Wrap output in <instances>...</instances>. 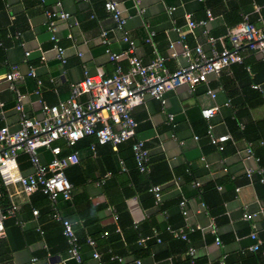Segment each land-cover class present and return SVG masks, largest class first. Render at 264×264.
Wrapping results in <instances>:
<instances>
[{
  "label": "crops",
  "instance_id": "obj_1",
  "mask_svg": "<svg viewBox=\"0 0 264 264\" xmlns=\"http://www.w3.org/2000/svg\"><path fill=\"white\" fill-rule=\"evenodd\" d=\"M115 1L120 4L123 15L127 18L126 28L130 38L136 42L134 52L144 63L153 57L152 47L144 42L146 26L157 32L158 35L154 36L156 49L166 58L170 69H174L177 62L185 63V59L180 55L177 59L170 57L169 41L177 42L179 34L174 29H166L172 21V16L170 17L165 9L167 5L176 6L177 10L174 12L176 21L184 32L183 42L190 47L200 44L207 49L204 30L209 33L217 29L216 16L204 27H196L193 31L186 27V13H190L194 18L202 17L199 16V8L196 6V1L201 0H140V6L144 9L141 14L137 13L132 0ZM228 1L230 0H223L225 6H221L219 10L229 9ZM255 1L257 2L251 6L250 13H247L249 21L257 27H264V0ZM4 4L5 11L0 13V23L5 27H16L23 32L16 31L21 34L23 46L18 44L19 49L11 48L8 57L16 62L22 74L16 84L26 95L23 105L30 114L38 113L39 107L32 94L34 79L26 75L27 64L35 65L38 76L44 81L43 99L48 103H55L68 97V84L82 79L84 68L90 74L98 67H101L106 75L112 73L114 65L107 59L104 46L98 39L102 29L108 31L111 50L121 52L127 48L121 39V31L115 28L114 21L103 8V0H63V8L78 21V25L71 23L72 18L58 22L57 35L65 47L67 59L63 72L51 50L52 43L46 28L45 10L55 8V0H47L44 5L38 0H0V8ZM255 6L259 8L256 9ZM162 33L166 36L165 39ZM68 34H71L72 38H68ZM14 38L18 40L15 35ZM217 47L219 48L218 44ZM175 49L180 52L181 43L175 44ZM26 50H30L32 55L25 59ZM40 51H45L46 59L43 63L39 62ZM241 54L246 64L245 71L251 77L256 76L258 84L264 88V71L260 56L245 48L241 50ZM241 64H232L219 75H210L208 83L209 87L215 90V98L206 93L205 85H200L194 92H190L186 86L167 91L166 107L174 115V125L168 123L159 102L149 96L132 110V115L138 122L137 137L146 140L150 151L155 170L152 176L157 180L165 175L166 169L158 157L160 154L164 156L172 176L170 180L161 182L162 195L159 203L145 195L143 187L148 181L149 172L139 173L133 179L127 171L121 170L120 159L127 158L123 160L126 162L125 166L127 162L133 164L124 145L117 150L110 145H98L95 154L90 149L94 140L88 146L83 142L76 148L79 152V169L68 172L70 182L76 184L73 186L71 198H59L57 208L61 216L70 220L74 231L99 238L95 247L105 260L99 263L91 256L89 249L83 254L86 264H116L106 260L109 243L117 254L125 257L127 264H136V259H140L141 264H167L169 257L173 264H188L186 242L173 236L170 238L162 231L167 219L171 225L184 222L194 228L195 231L188 236L189 243L196 249L198 264H221V260H224V264H264V250L256 257H253L254 252H242L243 247L252 243L249 237L251 222L244 220L242 213L245 210L253 212L259 207H264V184L255 181L257 176L254 174L257 173H253L251 183L247 182L245 169L250 167L256 170L259 165L252 158L244 159V148L248 142L242 131L247 138H253L255 141L256 137L264 135V102L251 105L243 100V89H248L249 85L247 73L238 67ZM122 65L126 67L125 60H122ZM4 74L0 73V101L5 104L1 110L0 124L14 130L17 128V114L13 108L14 94L9 89V82L4 79ZM49 77L54 78L53 83L48 82ZM210 106L218 107L210 119L213 133H234L231 134L232 140L225 143L222 151L211 145L206 136L207 122L201 114V109ZM235 116L241 121L240 129L234 123ZM39 156L44 162L51 158L49 151L43 148L39 149ZM20 166L24 173L32 171L27 160L20 162ZM106 174L108 176L104 183L97 184L99 178ZM195 180L200 183L198 187L193 185ZM217 185L222 188L213 190ZM236 186H240L238 193L235 192ZM201 187L205 191L206 208H202L201 203L204 201L201 195H198L197 188ZM132 189L135 193L126 196ZM34 196L31 195L29 199L22 195L13 197L18 209L14 217L5 221V235L0 237V264H30L31 257L44 249L46 238L58 252V256H54L57 259L56 264H63L59 261V257H63L64 253V245L60 243L58 235L59 222L51 217L49 202L41 205L40 199H34ZM178 197L186 199V216L179 212L180 208L176 204ZM117 203L124 204L131 221L144 226L142 230L145 233L149 232V226L156 227L161 242L148 238L144 243H136L132 240L134 227L126 230L128 241L119 234L108 238L100 237L98 231L112 230L118 225L113 215L114 205ZM33 208L39 211L37 217L32 215ZM211 224L216 226V234L212 233ZM255 224L258 236L264 243V213L258 215ZM37 228L44 230V235L40 234ZM215 235L220 237L222 244L217 245L214 242ZM44 263L41 259L36 262Z\"/></svg>",
  "mask_w": 264,
  "mask_h": 264
},
{
  "label": "built area",
  "instance_id": "obj_2",
  "mask_svg": "<svg viewBox=\"0 0 264 264\" xmlns=\"http://www.w3.org/2000/svg\"><path fill=\"white\" fill-rule=\"evenodd\" d=\"M38 1L44 5L47 0ZM132 1L137 13L141 14L144 9L140 6V0ZM103 8L111 16L115 28L121 31V39L127 45V48L121 52L111 50L108 31L105 29L100 31L99 43L104 46L107 59L114 65L110 75H106L101 67H98L92 74L84 68L83 78L68 84L69 95L66 99L48 103L42 97L44 81L38 76L37 67L29 63L27 64L26 75L34 79L32 94L35 96V102L39 107L38 113L30 114L23 105L26 95L19 90L16 84V81L22 78L18 65L12 64L10 70L4 74V79L9 82V89L14 94L13 108L17 114V128L11 130L6 125L0 126V237L5 235L6 219L14 217L18 209L13 197L22 195L29 199L35 192H40L46 196L50 204L51 217L62 225V232L69 246L68 258L79 264H82V257L78 236L70 220L61 216L57 208L59 198L68 200L72 195L73 184L65 174L66 168L79 163V152L72 147L87 136L94 137V142L90 144L93 154L96 153L98 145H110L117 150L119 144L130 141L138 171L148 173L150 171L148 166L150 151L146 140L137 137L138 122L132 115V110L141 105L146 96L159 102L160 109L165 113L168 123L172 124L174 115L166 107L165 93L167 91L186 86L190 92H194L200 85H205L206 93L211 98H215V90L210 88L208 83L210 75H219L223 69L232 64L242 63L241 50L243 48L258 54L260 59L264 61V27L255 26L249 21L246 14L243 15V20L240 23L228 28L223 36H211L205 29L207 49H204L200 44L194 47L188 46L183 42L182 27L174 26L172 29L179 34V39L177 42L169 41L170 57L177 59L180 55L185 59L184 64L177 62L174 69L167 66L166 58L157 51L154 41L155 31L146 26L144 42L152 47L153 57L149 62L144 63L134 52L136 42L129 36L126 28L127 18L123 15L120 4L115 0H103ZM255 8L258 9L259 7L255 6ZM165 9L171 17L176 6L167 5ZM45 15L47 18L46 28L52 43L51 50L64 72L67 59L65 47L57 35L58 22L69 20L72 16L63 8V0H55V8L45 10ZM184 17L186 27L190 31L199 26L204 27L215 18L210 9L206 10V18L199 21L193 20L190 13H186ZM72 20V24L78 25L76 19L72 18ZM172 22L174 23L173 19ZM15 37L19 40L20 46H23L21 34L16 32ZM67 37L72 38V35L68 34ZM177 43H181L180 52L175 49ZM31 55L30 50L24 51L25 59L30 58ZM45 59V51H40L39 62L43 63ZM122 60L126 61V67L122 65ZM48 82L53 83L54 78L49 77ZM251 86L264 97V88L260 84L253 83ZM4 107L5 104L0 101V114ZM217 110V106L204 107L201 109V114L207 122L206 136L209 143L222 151L225 148V143L232 140L233 137L229 133L222 135L213 133V124L210 119ZM195 138L197 137L195 136ZM42 148L47 149L51 154V158L47 162L40 159L39 149ZM65 149L72 150L65 153ZM22 153L26 155L32 169L30 173H24L20 166L18 158ZM251 158L258 162V157L254 155L251 143H246L244 159ZM119 163L121 170L127 171L122 159L119 160ZM262 171L260 166L256 170L250 167L246 168L245 174L249 183L252 182L254 172L260 175ZM107 176L108 174L99 178L97 184H103ZM260 182H264V179L260 178ZM193 185L198 187L200 183L195 180ZM216 188L220 190L222 187L217 185ZM239 190L240 186H236L235 192L238 193ZM149 191L153 193L155 203H159L162 185H153ZM4 198L8 203L6 207L2 205ZM178 205L181 213L186 216V199L181 197ZM201 206L206 208L204 202L201 203ZM263 213L264 207H259L253 212L243 211L242 218L251 222L249 237L252 243L243 247L242 252H256L262 244V239L258 236L255 219ZM32 215L36 217L39 215L37 208L32 209ZM113 215L117 220L115 209H113ZM165 229L171 236L185 241H188V232L194 230L187 224L177 228L167 225ZM210 229L213 234H216L214 224L210 225ZM116 230L120 232L118 225ZM37 231L43 234L42 229L37 228ZM107 234V231L103 232V235ZM150 237H155L157 242L161 241L159 232L153 228L152 235L140 237L138 243H144ZM214 242L217 245L222 244V240L217 235H215ZM87 243L93 248L92 257L102 263L101 254L95 247V240L88 236ZM186 253L189 256L188 264H198L196 263V249L193 246H188ZM108 254L110 261L116 264H127L123 255L117 254L111 249L108 250ZM65 261L67 258L62 261L63 264ZM36 262H38V258L32 256L30 264H36ZM134 262L141 264L140 259H136ZM44 264L55 263L51 259H46ZM167 264H173L170 257L167 259ZM221 264H224V260H221Z\"/></svg>",
  "mask_w": 264,
  "mask_h": 264
},
{
  "label": "trees",
  "instance_id": "obj_3",
  "mask_svg": "<svg viewBox=\"0 0 264 264\" xmlns=\"http://www.w3.org/2000/svg\"><path fill=\"white\" fill-rule=\"evenodd\" d=\"M196 2H197L196 6L199 8V13H200L199 16H202V17L194 18L191 15L192 19L196 20V21H199L201 19H205L206 18L205 17L206 16V9L209 8L211 10V12L214 14V16H216V18L218 19V22H216V28L217 29H215V30H213L211 32L209 31V33H210L211 36L219 37V36L225 35L228 28L233 27V26L237 25L238 23H240L243 20V15H246L247 13H250L249 11H251V9H252L251 6L253 5L254 2H257V1H255V0H230V1H228V6L230 8L229 9L224 8L222 10H219V9H220L221 6H225V4L223 3V0H201V1H196ZM4 6H5V4L2 6V8H0V13L1 14L4 13V11H5V7ZM175 12L172 15V19L174 20V23H172V21L171 22L169 21L170 23L166 27V29L167 28L172 29L173 26H181L176 21ZM16 31L22 32L21 30H19L16 27H13V26L5 27L4 25H2L0 23V73L8 72L10 70L11 65L12 64H16V62L10 60L9 57H8V52H9V50L11 48H14V49H19L20 48V46L18 45L19 44V40H16L14 38V35H15ZM156 34H157V32H156ZM162 35H163V38L165 39L166 36L163 33H162ZM36 59H38V58L36 57ZM242 63L243 64L240 63L241 65H238V67L242 71L243 70L245 71L244 67L246 66V64H245V62H242ZM260 64L262 65V68H263V71H264V62L261 61ZM247 77H248V85H249V87H248V89H243V91H244L243 93H244V96H245L243 98V100H246L247 103L251 104V105H254L255 103L264 102V98H263L262 94L258 90L251 88V85L253 83H259L258 78L256 76L255 77H251L248 73H247ZM252 99H253V101H252ZM234 123H236L238 125V129H240L239 125H240L241 121L238 120V116H237V119H236V116L234 117ZM0 126H2V125L0 124ZM244 128H245V125L243 126V129ZM231 134L232 135L234 134L233 131L231 132ZM240 134H241V132H240ZM242 135L245 136V138L247 139L246 141L248 143H251V148H252V150L254 152V155L256 157H258V165L263 170L260 175L254 174V175L257 176L255 181L264 184V182H260V178L264 179V135L262 134V135H259L258 137H256V141L253 138H247V136L245 135V133L243 131H242ZM89 137H91V138H89ZM251 139H253V140H251ZM93 140H94L93 136L84 137L83 139L79 140L75 144V146L72 147V149H76L83 142L85 143V145L88 146ZM261 141L263 142L262 144H261ZM58 143L62 144L61 142H58ZM254 143H255L256 146H254ZM122 145H124L127 148V150L129 151V157L133 161V164H130V163L127 162L126 168H127V172L134 179L141 172H139L137 167H136V164H135V161H134V157H133V154H132V150H131V142L130 141H126L124 143L119 144L118 145L119 149H120V147ZM72 149H65L64 152L65 153L69 152ZM158 157H159L160 161L163 163V168L166 169L165 175L161 179H157V180H156V178L154 176H152V174L155 173V170H154V165L152 164L151 156L149 155L148 166L150 168V171L148 173V181H146L145 186L143 187L144 191H145V195L148 196V199L153 200V201H155L154 200V195H153L152 192L149 191V189L153 185L162 184L161 182L166 181V180H170L172 178V176L169 174V170L167 169L166 162L164 161L165 160L164 156L163 155L161 156V154H160V155H158ZM18 160H19V162H22L24 160H27V157H26V155L24 153H22V154H20ZM123 160L125 161V160H127V158H123ZM76 169H79V166L77 164L69 166L68 168H66L65 174H66V176L68 177L69 180H70V178H69L68 172L76 170ZM254 175H253V177H254ZM84 179L85 178H83V180ZM133 181L135 183V180H133ZM247 182H248V180H247ZM74 184H76V182L73 183V186H74ZM214 189H216L215 186L213 187V190ZM197 190L199 191L198 195H201V199L205 203V200H204V194H205L204 188L203 187L197 188ZM134 193H135V191L132 189L131 191L126 193V196L127 195H132ZM33 195H35L34 199L35 198L40 199V204L41 205L48 203V200L46 199V196L43 195L42 193L35 192ZM180 198L181 197H178V199L176 200V204H177L178 208H179L178 203H179ZM2 205L5 206V207L7 206V200L5 198L2 201ZM114 209H115V211L117 213V221H118V226L120 228V232L117 231L116 227H115L112 230H108L107 231V233H108L107 235H103V232L106 231V230H103V231L100 230V231H98V234H99L100 237L108 238V237H111L112 235H118L119 234V235L125 237V240L128 241V238H127V235H126V230L128 228L131 229L133 227H134V230H132V232H133L134 236H133L132 240L135 241L136 243H138V240H139L140 237H145V236H151L152 235L154 227L153 226L152 227L149 226V228H148L149 232L145 233L144 230H142L144 226L137 225V224H135V223H133L131 221L129 213L127 212L126 208L124 207V204H122V203L118 204L117 203L116 205H114ZM179 212L181 214L180 209H179ZM58 224L60 225V227L58 228V235H59L60 243L62 245H64V248H63L64 253L61 252V253H63V255H62L63 257H59V261L61 262L64 259L67 258V261H65V264H79L76 261H74L73 259H69L68 258L69 257L68 256V248H69V246H68V243H67V239L63 235V232H62L63 229H62L61 223L59 222ZM167 225H170L171 227L177 228V227L183 226L184 222L183 223H179L178 225L174 226V225H171V222L167 219L165 227L163 228L162 231L166 232L169 235V237L171 238V234L169 232H167L166 229H165ZM155 229H156V227H155ZM194 231L195 230H193L191 232H194ZM191 232H188V235ZM44 233H45V231L43 230V235H44ZM75 233L78 236V239H79V242H80V254H81V257H82V264H86V262H85V260L83 258V254L86 251H88L89 249H91V256H92V251H93V248L87 243V237L88 236L92 237L95 240V242L99 238L95 239V237H93V236H90L88 234L83 235V234H80L79 232H76V231H75ZM159 235H160V233H159ZM150 238H155V237H150ZM155 240H156V238H155ZM183 241H185V240H183ZM185 242H186V245H187V247H186V251H187L188 246H192L189 243L190 242L189 236H188V241H185ZM44 243H45L44 249H41L36 255H33V256H36L38 259H41V260H44V261L46 259L49 260V259H51L54 256L57 257L58 256V252H56V250L51 246V243H50V241H48L47 238L44 240ZM88 247H90V248H88ZM109 249H111V251H113L115 253H118V252H116L115 250L112 249L111 243H109V246L107 247L106 250L108 251ZM261 250H264V243H262V245H260L258 251L253 253V255H254L253 257H256V255H258L261 252ZM108 256H109V254L107 253V256H106V260L107 261H109ZM104 260L102 259V262ZM188 263H189V257H188ZM225 264H226V262H225Z\"/></svg>",
  "mask_w": 264,
  "mask_h": 264
},
{
  "label": "water",
  "instance_id": "obj_4",
  "mask_svg": "<svg viewBox=\"0 0 264 264\" xmlns=\"http://www.w3.org/2000/svg\"><path fill=\"white\" fill-rule=\"evenodd\" d=\"M51 261H52L53 263H56V262H57V259H55L54 257H52V258H51Z\"/></svg>",
  "mask_w": 264,
  "mask_h": 264
}]
</instances>
